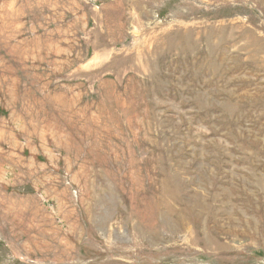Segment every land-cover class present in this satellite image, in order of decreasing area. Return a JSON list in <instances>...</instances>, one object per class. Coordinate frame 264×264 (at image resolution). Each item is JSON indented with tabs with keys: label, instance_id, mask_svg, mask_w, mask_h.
I'll return each mask as SVG.
<instances>
[{
	"label": "rangeland",
	"instance_id": "1",
	"mask_svg": "<svg viewBox=\"0 0 264 264\" xmlns=\"http://www.w3.org/2000/svg\"><path fill=\"white\" fill-rule=\"evenodd\" d=\"M0 264H264V0H0Z\"/></svg>",
	"mask_w": 264,
	"mask_h": 264
}]
</instances>
